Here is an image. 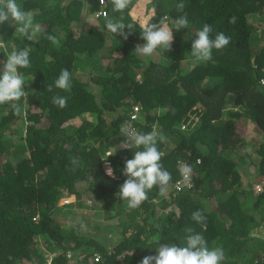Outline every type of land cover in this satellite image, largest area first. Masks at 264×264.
Instances as JSON below:
<instances>
[{"label": "trees", "instance_id": "1", "mask_svg": "<svg viewBox=\"0 0 264 264\" xmlns=\"http://www.w3.org/2000/svg\"><path fill=\"white\" fill-rule=\"evenodd\" d=\"M16 2L41 31L29 39L14 34L11 19L0 25V68L13 51L27 49L30 59L18 69L25 95L13 103L21 114L0 105V264L42 263L47 253L53 264H140L161 244L185 246L188 227L209 248L223 247L222 264H264V237L254 233L264 228V28L253 24L264 21V0H147V12L134 0L115 12L107 0V15L87 29L83 0ZM184 15L189 25L177 31ZM120 17L133 25L127 39L106 30L107 19ZM162 18L171 50L141 57L134 48L145 43L142 26ZM204 24L211 38L223 32L231 42L196 62L191 45ZM62 69L71 73L70 90L48 92ZM53 95L67 97V106L53 105ZM127 128L164 137L160 163L172 176L164 194L154 186L135 209L117 194L125 161L143 150L120 147ZM106 160L115 178L104 172ZM184 164L193 169L189 186L176 189ZM66 196H86L90 205L76 204L114 221H63L58 204ZM196 210L206 221L192 220Z\"/></svg>", "mask_w": 264, "mask_h": 264}, {"label": "clouds", "instance_id": "2", "mask_svg": "<svg viewBox=\"0 0 264 264\" xmlns=\"http://www.w3.org/2000/svg\"><path fill=\"white\" fill-rule=\"evenodd\" d=\"M97 7L94 17L96 20L107 15V0H95ZM130 0H110L113 11L122 12L127 8ZM145 2V1H143ZM83 5V2H82ZM147 12L148 7L145 2ZM182 11L185 7L183 2L175 5ZM97 8V9H96ZM104 12V14L102 13ZM92 16V13L90 14ZM139 16V15H137ZM9 19L18 25L15 29V35L18 37L27 36L29 39L34 38L40 31L39 24H33V15L30 12L23 11L16 0H0V25H4ZM236 18L231 17L229 23H235ZM177 31L187 28L189 21L187 15L181 16L174 21ZM129 31L126 32L125 29ZM133 28L132 24H125L123 17L118 19L109 18L106 20V30L122 36L124 39ZM213 29L210 24H204L202 29L195 33V39L191 45V55L196 62H207L212 59V50H221L231 42V37L223 32L218 33L215 38H211ZM141 39L144 44L136 45L134 50L140 56H151L158 47H163L166 51L171 50L173 43V32L166 24V19L162 18L159 23H149L142 26ZM30 66L29 51L27 49L13 51L0 68V105L11 104L16 115L21 114V107L18 103L24 95V78L18 71L20 68ZM53 87L70 90L71 73L68 69H62L54 85H47V91L51 92ZM52 104L64 108L67 106V97H52ZM125 141L120 145L121 148H143L135 151L132 159L125 161L122 174L126 177L123 184L120 185L118 196L119 199L127 201L129 209L137 208L144 200L147 199V193L154 186H158L159 192L164 194L172 179L171 173L163 168L160 163L162 153L157 148V137L163 140L164 137L156 132L141 133L132 128L124 130ZM179 172L185 182H190L193 169L191 166L184 164L179 168ZM106 175L115 178L114 170L108 166ZM63 200V198H61ZM63 202L68 203L69 200ZM64 203V204H65ZM193 221L202 223L206 217L202 210H196L191 214ZM186 236L185 246L175 244H161L157 249L156 255H147L142 258L140 264H222L225 260V253L222 246L208 247V242L200 233H195L191 227L185 228Z\"/></svg>", "mask_w": 264, "mask_h": 264}, {"label": "rangeland", "instance_id": "3", "mask_svg": "<svg viewBox=\"0 0 264 264\" xmlns=\"http://www.w3.org/2000/svg\"><path fill=\"white\" fill-rule=\"evenodd\" d=\"M134 1H136L135 3H137V6L140 8L139 11H145V9H146L145 2L147 4V0H134ZM141 1H145V2H141ZM95 4H96V1L95 0H83V8H84V11L83 12H84L85 17L83 18V21L81 23L80 29L81 28L87 29L91 25H96L97 20L94 17V13H95L94 11H95V9H93L94 6L97 7V5H95ZM100 5L101 4L99 3L98 4V7ZM133 5H135V4H133ZM88 10H90V12L92 13V16L91 15H88L87 16V13L86 12H89ZM132 14H134V16H137V12L136 11H132ZM137 17L139 18V21H140L141 20L140 19V16H137ZM255 17H260V16L259 15H255ZM144 21H145V19L142 20V22H144ZM253 24H254V27L256 29H262V28H264V21L263 20H259V19H256L255 20L254 19ZM76 25H78V23H75V26ZM0 46H1V42H0ZM141 57H143V56H141ZM77 73L79 74L81 72H77ZM85 77H86V75H84L82 78L84 79ZM242 121H243V118L241 120V123H242ZM252 129H253V127H252ZM251 135H253V133L249 134L248 136L251 137ZM253 137H256V136L253 135ZM257 143L259 144V141ZM248 178L252 179L251 176H250V174L248 175ZM260 184L261 183H255V184H253V187H254V189L257 192L260 191V189H261V185ZM82 197H83V199H81V198L80 199H75L73 197L66 196V197H63V200L60 199L58 206L61 207L62 212H63L64 208H66V207L63 206L64 203H65L63 201L64 200H69V202L68 203H65V205L67 207L71 205V207H69V208H71L73 210V213H68V214H65L64 215L60 211V209H59V211L57 213L58 217L60 219H62L63 221L69 222L68 219H70V218H73L74 219L75 217L82 216V218H81L82 220H85V219H88L89 221H94L95 220L96 222H101L102 225H105V224L108 225L110 223L112 224V222L114 221V219L113 220L112 219H108V220L107 219H104V217L102 215H100V216L95 215V212L92 209H90L89 207L88 208L87 207L86 208H83V207L78 206L76 203H77V201H81V200L85 201L86 204H89V205L91 204V202L89 200H87L86 196H82ZM109 230H111L110 227H109ZM109 230H106L105 229V233L106 234H109L110 233ZM255 230H256V232H254L255 234H262L263 237H264V228L257 227ZM109 242H110L109 248H111L113 241L112 240H109ZM46 255L53 257V253H49V254L47 253Z\"/></svg>", "mask_w": 264, "mask_h": 264}, {"label": "built area", "instance_id": "4", "mask_svg": "<svg viewBox=\"0 0 264 264\" xmlns=\"http://www.w3.org/2000/svg\"><path fill=\"white\" fill-rule=\"evenodd\" d=\"M102 13L104 14V12H102ZM260 82H261L262 85H264V78H262ZM139 108H140L139 105H134V106H133V111H132L131 114H130V120L127 121V123H128V122H131V120L134 119V118L137 116V112H138ZM108 166H110V167L114 170V168H113L111 162H110L109 160H106V161L103 162V165H102L103 170H104L105 173H106V168H107ZM114 175H115V171H114ZM184 185L189 186L188 183L185 182L184 179H183V177H182V178L176 183L175 187H176V189H179L180 187H182V186H184ZM44 257H45V259H44V261H43L42 263L31 262V263H27V264H53V260H52V257H51V256L45 255ZM97 259H98V256L95 257V260H97ZM80 264H81V263H80Z\"/></svg>", "mask_w": 264, "mask_h": 264}, {"label": "crops", "instance_id": "5", "mask_svg": "<svg viewBox=\"0 0 264 264\" xmlns=\"http://www.w3.org/2000/svg\"><path fill=\"white\" fill-rule=\"evenodd\" d=\"M93 8H94V7H93ZM83 11H84V8H83V6H82V10H81V12H82V13H81V14H82V21H83V18L85 17ZM88 11H89V12H86V13H87V16L90 15V13H91L90 10H88ZM96 24H97V23H96ZM94 26H96V25H94Z\"/></svg>", "mask_w": 264, "mask_h": 264}]
</instances>
